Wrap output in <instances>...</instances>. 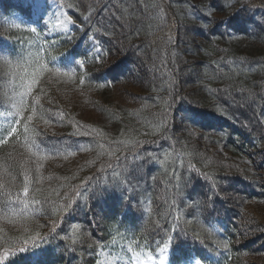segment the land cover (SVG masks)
I'll return each instance as SVG.
<instances>
[{"label": "trees", "instance_id": "obj_1", "mask_svg": "<svg viewBox=\"0 0 264 264\" xmlns=\"http://www.w3.org/2000/svg\"><path fill=\"white\" fill-rule=\"evenodd\" d=\"M59 1L79 22L71 38L55 39L50 49L48 42H34L24 30L0 38V108L14 111L8 97L18 99L17 94L24 91L21 84H27L33 71H38L37 61L48 70L40 75L31 96L25 97L37 107L35 124L44 122L46 109L56 107L67 114L56 128L76 132L80 124L59 103L44 101L48 85L45 90L42 87L50 74L54 83L101 92L135 82L134 72L147 83L143 105L120 114L105 107L119 130L101 151L118 147L121 153H113L124 154L127 160L121 157L114 162L118 156L111 159L106 155L93 172L80 178L63 175L55 180L48 171L45 176L52 177L48 189L37 182L42 174L40 168L36 170L38 159L29 153L20 156L24 150L18 147L24 138L8 142L0 155V179L15 196L22 189L24 170L29 169V196L36 202L29 204L19 220H9L19 214V204L0 215L2 264H16L9 263L13 249L45 254L47 264H96L97 250L106 243L126 244L159 256L169 240L177 258H193L203 264H264V221L259 218L264 219V209L258 207L264 208V0ZM5 4L0 0V27L2 14L12 8L6 9ZM89 36L99 47L98 62L97 55L88 51ZM113 40H124L121 44L127 52L109 62ZM242 43L256 44L261 50L239 55L234 50ZM141 57L147 65H142ZM69 59L75 66L63 71L61 67ZM81 60L88 73H81ZM145 66H152L154 73H147ZM80 76L83 83L78 86ZM28 115L30 111L24 113ZM179 124L200 132L208 146L219 148L220 158L230 160L227 165L232 172L225 164L216 165L223 167L220 172L214 170L210 161L215 157L208 150L207 157L200 156ZM93 140V147H99L95 135ZM173 151L191 166L208 171L211 183L186 190L177 198V209L167 211L159 190L171 176L164 164L166 156L172 160ZM145 157L150 160L143 162ZM188 177L185 173L184 181ZM33 186L40 189L31 192ZM206 200L213 205H205ZM154 206L162 213L155 228L161 227L145 235L135 209ZM116 210L125 212L123 221L118 220ZM163 210L168 218L163 217ZM57 215H63L60 229L48 221ZM175 233L183 239L176 242ZM26 244L35 245L20 251Z\"/></svg>", "mask_w": 264, "mask_h": 264}, {"label": "rangeland", "instance_id": "obj_2", "mask_svg": "<svg viewBox=\"0 0 264 264\" xmlns=\"http://www.w3.org/2000/svg\"><path fill=\"white\" fill-rule=\"evenodd\" d=\"M244 6V5H242ZM34 12L36 13L35 16L39 13L40 4L37 2L34 6ZM69 15L65 13V15L61 14V12L56 11L55 12V20L51 27L53 32H57L60 34H67L71 32V28L73 24L68 23ZM7 23L12 27H19L23 23L21 21L20 15L17 12L12 13L7 18ZM104 24V21L101 22V25ZM125 26V25H124ZM120 27H123L120 25ZM116 34H118L117 31H115ZM0 34L4 35V32L0 30ZM191 37V35H189ZM113 45L114 52L111 53V58L108 59L109 62H115L116 58L118 56H123L125 52H127L125 44H121L124 42V40H119L118 42L110 41ZM253 46L240 44L236 47L234 51L237 52L239 55L247 54V55H254L255 49H260L261 47H258L256 44H252ZM97 50L95 49L93 52L95 53ZM253 51V52H251ZM264 52V49L262 50ZM156 55V54H155ZM149 58V56H148ZM142 65H147V61L142 59L141 57ZM144 68V67H143ZM148 72L154 73L153 67L145 66ZM101 70V69H100ZM132 72V71H131ZM151 73V75H152ZM135 75L134 79L135 82L131 81L127 83L126 85L120 84L116 87H114L111 90H102L101 92H92L89 90H85L83 88H77L75 84L66 85L62 84L60 82L54 83L53 75H48L44 81H46L42 87V90H45V85H48L46 88V92L43 94L44 101L46 103L54 105L55 103H59L60 106L65 108V111H67L68 115L70 114L76 121H79L80 124L77 126L76 132H80V130H83L84 132H88L89 136L90 134L95 135L96 139L100 141L99 147H93L95 151L93 150L91 153H85L83 155H77L73 158L67 159L62 157L57 158H51L46 160H37L36 165L39 164V168L42 174L38 176V179H40L38 182L39 185H42L44 188L48 189L52 183H50L52 177L45 176L46 173L55 175V180L57 178H61V176L66 175L67 177L72 176L73 178H80L83 176V174H86L88 172H93L97 168V164H101V160L106 157V155H109L111 159L116 158L118 153L122 150L120 148L116 147L113 148H107L104 151H101L102 146L104 143H106L108 140L111 141L113 138L116 137L117 131L119 130V127L112 122V119L110 118L111 115L105 107H108L113 110L115 114H120L122 112H127L128 110H133L135 107L142 106L143 102V94L145 91L143 90V86L147 83L142 82L141 75ZM150 74H147L146 77H151ZM43 81V82H44ZM66 85V86H65ZM53 90V91H52ZM39 91V90H38ZM51 91V92H50ZM50 93V97L47 98V94ZM58 97L57 100L54 98ZM48 113H46L48 116L53 117V111L46 109ZM64 111V109H63ZM75 122V121H74ZM60 124V123H59ZM73 124V123H71ZM180 131L182 135H185L187 141L190 145H192L193 148L198 150L197 152L200 154V156L207 157V153L205 151L208 150V155L215 157L214 160H211L210 163H212V167L216 168L214 170H217V172H220V170L223 167H216V165L219 164H225L228 169H230V172H232L233 169L230 168L229 165H227L230 160L225 159V157L222 159L221 156V150L219 148H215L213 146H208V139L204 138L200 132L198 131H191V129H187V126L185 124H179ZM35 127L39 130L40 133L46 134H52L55 132V130H60L59 128H56L57 125L55 123L48 124V123H42L41 125H35ZM186 127V128H185ZM54 131V132H52ZM73 131V130H68ZM67 132V130H60L57 132V134H62ZM74 132V131H73ZM114 151H119L115 152ZM223 151V150H222ZM98 152V153H96ZM101 152V153H100ZM29 155L27 152L23 151L20 152L21 155ZM122 155V154H121ZM89 162L92 163L89 165ZM94 163V164H93ZM49 168L47 170L43 169ZM56 172V173H54ZM48 174V175H49ZM45 181H44V180ZM38 186V185H37ZM232 196H228V200H232ZM259 208L264 209L262 206H258ZM256 211V209H254ZM262 221H264L263 218L259 217ZM11 226H8V229ZM11 231V230H10ZM259 244V243H258ZM264 245V242H263ZM264 261V259H262ZM100 264H123L120 260V258L116 255H109L107 253H103L102 259ZM137 264H152V262L148 258H143L142 261L138 262Z\"/></svg>", "mask_w": 264, "mask_h": 264}, {"label": "snow or ice", "instance_id": "obj_3", "mask_svg": "<svg viewBox=\"0 0 264 264\" xmlns=\"http://www.w3.org/2000/svg\"><path fill=\"white\" fill-rule=\"evenodd\" d=\"M208 15H211V11H209ZM69 24H75L76 22L69 17L68 18ZM211 23V21H209ZM33 32L36 31L35 28L32 29ZM5 61L8 62V58L4 57ZM38 65V71L34 70L32 73V78L27 82V84H21V87L24 88V91L19 92L18 99L16 97H8V103L14 111H8L6 112L7 116L14 117V119L10 122V126L6 129H0V145H6L9 140H11L13 137L16 138L17 141L20 140L21 137H24L25 140V147H28V144L30 143L33 147L39 148L40 146L36 144L34 140H31L30 133L33 131L30 126L29 122L32 121L33 117L36 115L37 107L35 104H29L25 101V97H30L34 88V85H36L39 81V77L42 73L48 70L47 65H39V62L37 61ZM79 67H84V62L81 60L78 63ZM83 83V81H81ZM36 101L39 100V97L35 98ZM26 111H30L31 115H28L27 117L24 116V113ZM28 151L31 152L32 148L28 147ZM35 155V153H33ZM45 157L40 156L38 159L42 160ZM127 160V157L124 158ZM37 171H39V164L37 165ZM30 170L25 169L23 172V184H22V193L17 192L15 196L13 195L12 191L5 185H0V211H11L13 208V205L19 204L22 205L19 211L20 216H24L27 212V208L30 203H35L36 201L29 196L30 191ZM114 185H119V183H116ZM35 191V190H34ZM207 200L204 202L205 205L207 204ZM26 230V229H25ZM171 240H169L168 244H165L164 248L160 249L161 254L163 255L168 248L170 247ZM26 249L21 247L20 251H25ZM4 259V256L2 253H0V264H2V261ZM151 259V257H149ZM195 264H200L199 261H196Z\"/></svg>", "mask_w": 264, "mask_h": 264}]
</instances>
